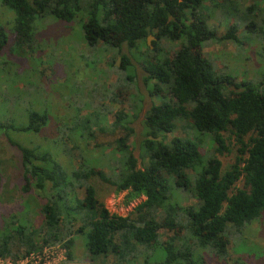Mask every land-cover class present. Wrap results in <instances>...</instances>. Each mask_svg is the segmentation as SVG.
<instances>
[{"label": "trees", "instance_id": "1", "mask_svg": "<svg viewBox=\"0 0 264 264\" xmlns=\"http://www.w3.org/2000/svg\"><path fill=\"white\" fill-rule=\"evenodd\" d=\"M0 2L15 13L13 36L18 46L31 47L34 22L47 15L81 22L90 47L101 43L119 52L122 45L128 49L143 45L150 52L143 62V80L151 84V95L166 98L144 114L143 167H138L129 144L133 133L129 115L116 113L104 125L89 118L80 130L83 140L121 130L107 144L114 150L106 170L84 161L75 138L65 136L60 152L73 163L70 172L51 148L25 146L6 134L10 129L39 133L46 123L45 114L33 107L26 110L25 125L0 122V134L20 154V189L23 194L35 193L42 217L39 226L21 223L13 216L6 219L0 228V258L16 259L45 246L60 245L65 249V261H71L74 240L84 235L94 262L207 264L209 256L226 262L230 242L238 245L240 241L233 240L264 216V66L252 79L236 82L235 74L215 69L203 48L223 41L241 44L236 36L241 27L252 33L251 42L263 44L264 0ZM213 19L218 25H231L219 36ZM150 35L177 43L178 50L171 55L160 52L155 41L151 49L146 40ZM5 44L0 24V51ZM255 54L264 62V45ZM121 59L120 68L114 62L109 67L129 69L126 56ZM136 115L137 111L132 118ZM177 127L183 130V137L168 140L167 134ZM207 142L214 145L213 151L205 148ZM231 153L232 162L223 168L221 158ZM120 193L125 203L143 199L129 214L119 215L110 212L104 199ZM187 198L194 203L184 205Z\"/></svg>", "mask_w": 264, "mask_h": 264}, {"label": "rangeland", "instance_id": "2", "mask_svg": "<svg viewBox=\"0 0 264 264\" xmlns=\"http://www.w3.org/2000/svg\"><path fill=\"white\" fill-rule=\"evenodd\" d=\"M248 1L258 3L259 0ZM14 18V11L0 2V24L6 35V44L0 51V122L25 125L28 121L26 110L35 107L46 115V123L39 133L10 129L6 132L8 137L25 146L51 148L52 152L58 153L57 158L64 169L70 172L74 165L62 156L60 149L66 144L65 136L71 135L75 138L84 161L106 170V161L114 150L107 144L120 135L121 130L117 129L114 134L96 133L93 140H83V135H79L80 130L89 118L104 125L111 123L116 113L123 117L129 115L130 126L133 128L129 144L137 158L138 167H143L146 160L141 145L147 135L143 125L144 114L151 105H158L166 100L162 95H151L148 90L151 84L146 85L143 80V62L150 56V52H146L143 45L139 49H128L126 45H122L119 52L116 48L101 43L90 47L83 37L81 22L74 19L69 23L50 15L35 20V41L31 47L18 46L13 36ZM211 23L215 24L219 36L231 25L226 22L218 25L215 19ZM244 28L241 27L236 32L241 44L223 41L203 48L215 69L223 68L235 74L236 82L252 79L256 70L264 66V62L260 63V57L255 54V50L259 52L264 43L260 45L258 41L251 42L252 33L246 32ZM148 39L151 49L152 42L155 41L160 52L171 55L178 50L177 43L164 39L158 41L154 35H150ZM122 55L126 56L131 67L116 70L110 68V63H115L118 58V66L115 67H121ZM105 105L109 108V113L108 108L104 109ZM135 111L137 115L132 118ZM183 135V130L177 127L167 134V139ZM205 148L213 151L214 145L207 142ZM233 156L234 153H231L221 158L223 168L232 162ZM0 173V228L11 216L21 223L39 226L42 218L39 213L41 203L35 193L23 194L21 191L20 154L2 134ZM123 198V193L109 194L104 202L110 212L124 216L143 199L141 197L125 203ZM194 201L193 198H187L182 203L188 205ZM162 235L166 237L163 231ZM85 241L84 235L77 236L72 248V260L60 264L111 263L112 259L94 262L86 250ZM233 241L240 243L237 245L230 242L226 262L209 256L207 264H234L237 261L245 262L244 264H264V216L246 227Z\"/></svg>", "mask_w": 264, "mask_h": 264}, {"label": "built area", "instance_id": "3", "mask_svg": "<svg viewBox=\"0 0 264 264\" xmlns=\"http://www.w3.org/2000/svg\"><path fill=\"white\" fill-rule=\"evenodd\" d=\"M65 259V249L60 245H52L25 253L16 259L0 258V264H60Z\"/></svg>", "mask_w": 264, "mask_h": 264}, {"label": "water", "instance_id": "4", "mask_svg": "<svg viewBox=\"0 0 264 264\" xmlns=\"http://www.w3.org/2000/svg\"><path fill=\"white\" fill-rule=\"evenodd\" d=\"M149 37H150V36H148L147 39H146V40H147V43H148V40H149L148 38H149ZM148 45H149V44H148ZM118 61H119V58H118L117 61L115 62V65H117V66H118ZM157 139H159V138H157Z\"/></svg>", "mask_w": 264, "mask_h": 264}]
</instances>
